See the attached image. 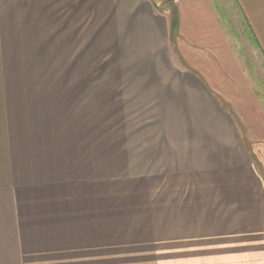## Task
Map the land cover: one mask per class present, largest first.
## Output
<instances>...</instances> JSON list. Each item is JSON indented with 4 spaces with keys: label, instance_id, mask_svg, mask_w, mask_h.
I'll list each match as a JSON object with an SVG mask.
<instances>
[{
    "label": "crops",
    "instance_id": "1",
    "mask_svg": "<svg viewBox=\"0 0 264 264\" xmlns=\"http://www.w3.org/2000/svg\"><path fill=\"white\" fill-rule=\"evenodd\" d=\"M227 1L0 0V51L72 53L29 129L0 116L1 262L264 264V0H230L247 46Z\"/></svg>",
    "mask_w": 264,
    "mask_h": 264
},
{
    "label": "rangeland",
    "instance_id": "2",
    "mask_svg": "<svg viewBox=\"0 0 264 264\" xmlns=\"http://www.w3.org/2000/svg\"><path fill=\"white\" fill-rule=\"evenodd\" d=\"M227 5L224 3L221 5L227 6L226 10V18L228 27L232 30L233 34L237 38V40L242 42L247 46L246 39L244 36V30L242 27V22L239 17V14L232 4V1L228 0ZM9 40V39H8ZM18 43L15 44V47H24L27 48L29 45L26 41L17 39ZM20 40V41H19ZM26 40V39H25ZM23 42V43H22ZM104 43V42H103ZM3 47L11 48L13 47V42L11 40L5 41L2 45ZM103 47L100 45L99 55H94L96 58H99L100 61V74L107 75L108 74V57L110 53L102 50ZM95 54V53H94ZM114 55V53H112ZM72 53L69 52H53V51H31V50H1L0 51V95L3 97H12V94H17L19 97H25L22 102L21 99H5L0 102L3 103V106L0 104V116H2L4 122L3 125L5 128L13 127V120H17V124L20 123L21 130L25 132L26 128L29 129V119L28 116H31V122L35 119L34 116L37 114L38 109L35 107L34 97L36 91H41V89L46 86V88L54 91L58 85L60 86V90L64 88V90L68 87V85L63 82H59L61 77L64 76V70L61 68V61H59V56L65 58V64L70 60ZM81 55L87 56V54L81 53ZM86 62L87 58L83 59ZM69 64L66 65L65 69L68 74H70ZM260 74L263 75L262 70H260ZM58 82H56V80ZM67 81V80H66ZM60 90L56 89L55 91L60 92ZM29 92V93H28ZM21 95V96H20ZM27 95H30V100L32 104H30V109L27 107ZM13 102H16V107L13 110ZM53 102V101H52ZM25 103V104H24ZM37 109V110H36ZM51 111L48 113L50 116L49 120H55L54 117L51 118L54 112V107L50 108ZM36 110V111H35ZM24 129V130H23ZM80 131V128H79ZM35 135V144L32 147V154L37 156V151L39 150V146L37 145V136L38 130L31 126V136ZM31 154V155H32ZM26 180L28 178H25ZM24 198H27L25 195ZM30 240H40L44 239L41 237H30ZM25 247V245H24ZM27 250H30V254L27 252V264H60L59 259V246L58 248L55 245L42 244V243H34L27 245ZM7 259V258H5ZM3 259L0 264H11L10 262H5Z\"/></svg>",
    "mask_w": 264,
    "mask_h": 264
}]
</instances>
